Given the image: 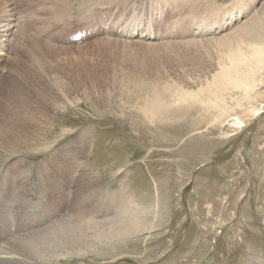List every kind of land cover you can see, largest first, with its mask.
I'll use <instances>...</instances> for the list:
<instances>
[{
	"label": "rangeland",
	"instance_id": "374dc122",
	"mask_svg": "<svg viewBox=\"0 0 264 264\" xmlns=\"http://www.w3.org/2000/svg\"><path fill=\"white\" fill-rule=\"evenodd\" d=\"M107 12L124 24L113 21L109 32L81 44L65 43L72 29ZM4 16L12 26L0 36V94L12 82L16 58L23 62L20 75L31 74L25 65L42 67L49 79H65L68 89L57 91V97L65 96L64 109L51 130L18 151L2 148L0 168L16 157L26 160L30 173L50 151L60 159L71 146L78 165L74 186L91 187L87 196L92 188L102 189L100 205L117 199L120 207L130 202L144 213L138 214V206L133 212L130 204L122 208L124 218L128 211L130 220H157L152 229L117 242L113 251L109 242L96 247L90 242L83 253L52 264H264V60L253 91L228 90L231 111L225 117L205 119L197 109L218 67L236 61L228 60L232 51L239 47L249 53L257 42L264 48V0H0L1 23ZM147 17L163 26L160 38L143 35L145 28L133 39L120 37L134 34L127 23ZM164 40L180 42L155 44ZM27 81L20 82V94ZM174 82L198 93L194 129L183 123L150 124L134 110L140 96L152 97L156 88ZM38 94L44 98L47 90ZM174 125H181L176 134L168 129ZM184 127L189 133L180 135ZM76 187L72 195L82 188ZM108 204L103 212H111ZM93 248L101 249L96 255Z\"/></svg>",
	"mask_w": 264,
	"mask_h": 264
},
{
	"label": "bare ground",
	"instance_id": "6f19581e",
	"mask_svg": "<svg viewBox=\"0 0 264 264\" xmlns=\"http://www.w3.org/2000/svg\"><path fill=\"white\" fill-rule=\"evenodd\" d=\"M4 18L6 17L4 16ZM5 20L6 22L2 20L4 21L2 23L0 21V36L2 37L9 33L7 31L12 26L9 25L7 18ZM241 27H244L243 24ZM139 29L141 27L134 28L133 33L136 34ZM172 32L174 33L173 30ZM233 32L232 35L235 34ZM134 34L126 33L121 36L125 37L124 40H126L133 38ZM240 34L243 37V33ZM143 35H152L150 34V29H145ZM229 36H231V33L226 38ZM147 38L151 39L150 36H147ZM121 42L128 43L131 41ZM179 42L164 40L155 44L159 46L166 44L167 46H165L168 47ZM190 42L197 41L191 40ZM258 43L253 45L249 53L242 54L239 47L232 51L228 55V60L233 61L236 58V61L230 62L228 66L218 67V73H215L206 84V87H203L206 94H204V99L198 103L197 109L206 116L205 119L216 114L223 118L230 113L231 109L225 96L228 90L230 92L232 89H241L244 94H249L251 90L255 89L256 80L260 73L258 66L264 60V48L259 45L257 47ZM3 49L2 43H0V56L4 55ZM65 58L67 61V57ZM3 60L4 58L1 61ZM14 61L16 64L12 68L14 70L10 69L12 70L10 74L13 75L12 82L10 85L6 83L8 86L4 89V96L0 94V154L6 153V149L1 151L2 148L8 147L15 152L17 149L28 146L29 143H32L40 136L46 135L56 124L60 115L63 114L60 112L64 109L61 103L62 100H65V96H60L59 94L57 97L56 94L62 87L67 88L65 79H57L55 77H50L51 79H49L47 74L42 72V67L37 68L32 65H25L26 68L25 66L23 67L27 73L31 74L20 75L17 69L21 68L20 63L22 61L17 58ZM25 80L28 81L20 94V82ZM58 83V88H55L53 84ZM32 88H35L34 92H31ZM45 90H47V96L43 98L38 93L45 92ZM60 92L63 94V91ZM51 94L55 97H49ZM136 94L135 96L132 95V101L135 100L134 97L137 98ZM151 95L152 97L149 95L140 96V101L136 102V104L140 105L139 107L136 106L137 109H134L135 112L141 113L146 119L151 120L149 121L150 124H153L152 122L163 125L183 123L189 125L192 129L195 128L198 122L197 117H192L196 112L193 105L194 100L198 98V93L195 90L187 91L182 87V84L174 82L167 83L161 88H156ZM217 96H220V98L212 101ZM88 97H92V95L86 96V99H89ZM207 100L212 102H206ZM74 101L78 102L80 99ZM99 102H102V100H99ZM137 115L134 114L136 117ZM136 117H134L135 120ZM199 117L202 118L203 116L200 114ZM215 119H213V125L217 123ZM180 126L174 125L171 126L173 128L168 129L173 134H176L179 132ZM133 127L135 129L134 132L138 135L140 130L137 123L133 124ZM186 132L189 133L184 127L180 135ZM84 144H81V149L85 147ZM70 147H67L65 154L60 155L62 158L58 159L59 156L57 157L58 160L56 159V151H50L47 156H44V158H47H43L48 160L45 162L44 160L37 161L34 163L37 165L36 167H29L31 169L30 173L26 171L28 168L23 164H27L26 160L22 162L16 157L5 161L1 166L0 264H48L54 259L59 260L72 252L76 254L83 253L85 250L83 248L90 242H93L95 247L101 241L109 242L111 243L110 249L113 251L116 249L117 242L124 241L131 236L154 227L156 219L155 222L153 220H145L146 218L142 221L136 220L137 218L130 220L131 213L128 211L127 214L129 215L127 217L124 218L121 215L122 208L130 204L131 209L134 210L133 212L136 213L139 208L140 212L138 210V214L143 213L142 209L134 203L129 202L120 207L118 200L115 199L113 202H109V204H112L111 212H103L108 203L103 205L99 203L101 197H104L102 189L95 188L94 190L92 188L93 190L91 189L92 191L87 196V192H89L88 190L91 187L86 190L83 185V187L77 186L82 188H78V191L76 189L77 194L72 195L71 188L76 187L72 178H74L75 171H77L75 167L78 165L73 162L76 156L72 155L74 152L71 153L72 149ZM80 148L76 149L79 151ZM14 156L16 155L11 154L8 157L13 158ZM79 158L77 157L78 160ZM11 160L14 161L8 164ZM41 161L44 163L40 164ZM42 202L46 204L41 206ZM105 209H108V207ZM145 209L147 210V215L152 214L150 209ZM8 213L12 214V219L15 221L13 224L7 219ZM11 225L14 226V233L11 230ZM78 248H81V250H77ZM93 249L96 254L100 252L101 248Z\"/></svg>",
	"mask_w": 264,
	"mask_h": 264
}]
</instances>
